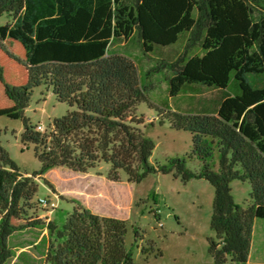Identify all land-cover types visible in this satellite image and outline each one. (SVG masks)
Here are the masks:
<instances>
[{"label":"trees","instance_id":"trees-1","mask_svg":"<svg viewBox=\"0 0 264 264\" xmlns=\"http://www.w3.org/2000/svg\"><path fill=\"white\" fill-rule=\"evenodd\" d=\"M0 41L24 49L28 79L4 83L23 121L24 145L34 144L42 167L23 175L0 145V264L11 258L13 219L25 214L38 187L33 178L56 167L86 174L105 162L108 179L129 183L147 175L176 173L184 181L205 178L215 189L210 243L214 264H251L256 219H264V0H0ZM188 35L185 53L169 69V95L218 91L211 108L168 115L175 129L192 134L191 156L204 161L200 174L186 158L155 164V143L143 131L138 106L149 102L137 64L112 47L135 41L145 53L176 45ZM51 88L60 102L76 109L39 131L25 116L36 88ZM150 103V102H149ZM218 151L220 171L210 160ZM234 180L249 181L251 203L243 209L230 194ZM49 232L42 264H135L126 244L127 223L75 204L60 222L35 221ZM142 239L135 231V242ZM153 247L144 248L150 254Z\"/></svg>","mask_w":264,"mask_h":264},{"label":"rangeland","instance_id":"rangeland-1","mask_svg":"<svg viewBox=\"0 0 264 264\" xmlns=\"http://www.w3.org/2000/svg\"><path fill=\"white\" fill-rule=\"evenodd\" d=\"M10 20L0 16V27ZM188 35L179 42L153 53H145L135 41L112 47L118 54L129 56L138 66L143 84L149 89V102L138 106L137 115L144 119L143 131L155 143L151 162L166 164L172 158H186L187 168L200 174L204 161L191 156L192 134L172 127L168 115L174 111L200 112L212 107L218 91L203 89L197 94H182L169 98L171 72L163 63H173L185 53L203 55L200 46L187 49ZM24 49L18 42L0 41V71L4 83L24 85L28 79L24 66ZM76 109L60 102L51 88L34 90L25 116L47 131L53 120ZM24 127L15 104L5 94L0 81V145L9 153L20 172L32 176L42 167L34 144L24 145L21 140ZM215 172L220 171L218 151L209 161ZM111 165L105 162L86 174L66 167H56L44 176L33 178L38 187L31 206L25 214L11 221L13 235L9 240L12 258L6 264H42L49 232L43 226H30L41 221L60 222L65 214L81 204L96 214L125 220L128 231L126 244L132 248L135 264H214L210 251L216 233L212 227L215 217V189L205 178L194 177L184 181L176 173L149 174L139 183H129L125 171L120 181L108 179ZM230 194L239 207L246 209L251 203L252 186L249 181L234 180ZM41 199L49 203L44 205ZM2 215L0 214V223ZM142 239L135 242V231ZM153 247L150 254L144 248ZM251 264H264V219H256L251 249Z\"/></svg>","mask_w":264,"mask_h":264},{"label":"built area","instance_id":"built-area-1","mask_svg":"<svg viewBox=\"0 0 264 264\" xmlns=\"http://www.w3.org/2000/svg\"><path fill=\"white\" fill-rule=\"evenodd\" d=\"M37 129H38L39 131H44V130H45V129H44V126L41 125V124L38 125ZM40 202H41L42 204H44V205H48V204H51L52 206L55 205L54 203H49V201H48L47 199H41Z\"/></svg>","mask_w":264,"mask_h":264},{"label":"crops","instance_id":"crops-1","mask_svg":"<svg viewBox=\"0 0 264 264\" xmlns=\"http://www.w3.org/2000/svg\"><path fill=\"white\" fill-rule=\"evenodd\" d=\"M14 42V41H13ZM251 255V254H250ZM250 263H251V259H250Z\"/></svg>","mask_w":264,"mask_h":264}]
</instances>
